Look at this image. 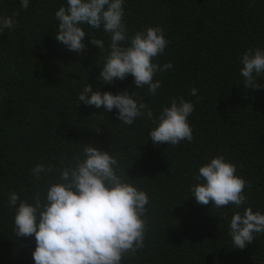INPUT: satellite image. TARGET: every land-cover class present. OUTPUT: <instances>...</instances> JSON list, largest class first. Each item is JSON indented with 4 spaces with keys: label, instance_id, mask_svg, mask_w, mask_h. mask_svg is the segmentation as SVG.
I'll return each instance as SVG.
<instances>
[{
    "label": "trees",
    "instance_id": "trees-1",
    "mask_svg": "<svg viewBox=\"0 0 264 264\" xmlns=\"http://www.w3.org/2000/svg\"><path fill=\"white\" fill-rule=\"evenodd\" d=\"M66 5L29 0L23 9L21 0H0V17L15 21L0 32V264H35V238L16 236L10 193L34 203L33 195L46 194L89 144L113 155L121 178L149 197L144 246L121 264H264V233H254L243 249L229 235L236 212L251 207L264 214V73L255 77L261 89L245 88L240 74L243 54L264 50V0H124L129 37L160 26L168 41L153 58L161 67L172 64L154 75L161 85L155 95L148 86L137 88L131 74L100 80L111 42L103 26L81 25L86 47L80 53L55 39V13ZM90 38L103 40L104 48ZM88 84L101 94L142 98L153 117L183 97L194 105L192 141L154 144L149 132L157 124L146 114L126 125L115 108L79 102ZM221 155L247 182L239 208L201 205L191 196V187L203 182L195 179L199 167ZM37 164L53 171L37 180Z\"/></svg>",
    "mask_w": 264,
    "mask_h": 264
},
{
    "label": "clouds",
    "instance_id": "clouds-1",
    "mask_svg": "<svg viewBox=\"0 0 264 264\" xmlns=\"http://www.w3.org/2000/svg\"><path fill=\"white\" fill-rule=\"evenodd\" d=\"M124 0H67V5L55 13L58 31L55 39L68 50L80 53L86 47L85 31L81 25L103 30L111 36L108 56L102 61L100 80L111 83L134 77L137 88L148 86V93L155 95L159 81H153L157 72L171 69L172 64L162 67L153 58L163 53L168 41L160 26L147 27L132 36L127 35L123 21ZM29 0H21L27 9ZM18 15L13 13V16ZM15 27L13 17H0V32ZM99 49L104 41L90 38ZM240 74L245 88L261 89L255 77L264 73V50H247L241 59ZM197 89H191L196 95ZM90 94V95H89ZM106 111L118 110V119L132 125L137 117L147 116L157 124L150 130L154 144L177 145L193 139L188 117L194 105L183 97L173 99L170 107H164L158 117L147 104L134 99L125 91L122 94L93 91L88 84L79 94V102ZM82 159L61 169L59 182H49L46 194L33 195L34 203L21 200L17 193L9 195V206L15 207L14 230L16 236L35 238L32 253L35 264H121L125 254L135 255L143 248L146 232V205L148 195L126 182L118 174L119 162L111 154L95 146L84 145ZM63 164V161H61ZM37 164L33 176L39 180L42 172H52ZM196 180H203L191 187L197 204L217 208L230 203L239 208L246 203V181L236 175V166L221 156H216L199 167ZM254 233H264V214L253 212L251 207L243 214L236 212L230 220L229 235L235 248L243 249L254 240Z\"/></svg>",
    "mask_w": 264,
    "mask_h": 264
}]
</instances>
